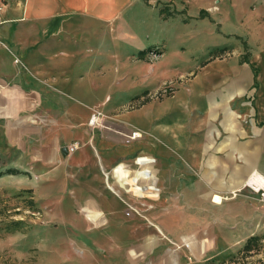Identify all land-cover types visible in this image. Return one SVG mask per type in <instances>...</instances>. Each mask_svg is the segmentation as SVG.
<instances>
[{
	"label": "crops",
	"instance_id": "1",
	"mask_svg": "<svg viewBox=\"0 0 264 264\" xmlns=\"http://www.w3.org/2000/svg\"><path fill=\"white\" fill-rule=\"evenodd\" d=\"M222 2L198 6V41L185 55L181 38L166 50L165 36L149 32L156 17L141 0H0V140L30 157L37 181L66 186L64 208L56 200L53 213L70 230L134 227L121 220L135 214L126 195L152 200L150 182L165 186L154 201L169 190L162 154L176 159L178 183L190 179L177 198L197 214L222 208L244 186L264 191V5L260 20L248 22L250 37L214 19ZM140 4L141 19L128 12ZM94 109L104 118L93 142ZM73 141L80 148L64 153ZM137 164L146 171L126 169Z\"/></svg>",
	"mask_w": 264,
	"mask_h": 264
},
{
	"label": "rangeland",
	"instance_id": "2",
	"mask_svg": "<svg viewBox=\"0 0 264 264\" xmlns=\"http://www.w3.org/2000/svg\"><path fill=\"white\" fill-rule=\"evenodd\" d=\"M203 1L141 0L144 6H152L151 16L156 17L155 21L152 20L149 32L165 36L163 46L166 50H173L175 39L181 38L184 53L189 54L198 41L193 35L197 32L194 21L198 17V6H202ZM263 5L264 0H232V3L224 0L220 4L221 11L215 13L213 18L219 20L222 17L220 22L223 26L229 29L241 27L252 37L248 22L260 20ZM164 6L178 13L162 20L158 17V9ZM130 11L140 19L147 14L141 4L133 5ZM202 28V34H206V25ZM156 49L159 50L154 48L152 51ZM17 64H20L19 60ZM171 91L172 88L167 84L161 94L169 95ZM95 111L100 112L94 109L91 115ZM101 116L104 118L103 114ZM88 127L92 130L89 139L94 142L96 131L93 132V128H97V125ZM75 144L79 149L80 144L75 141L64 147L68 152L67 148ZM20 151L15 145L0 140V264H129L127 256L133 254V264H221L235 256L251 236H262L261 247L233 264H264V191L255 193L244 186L234 194L236 196L233 199L224 202L222 208L211 207L208 214H197L198 211L192 209L191 201L177 198L186 188L190 189V179L182 178L184 183H178L175 179L178 172L176 159L162 154L159 161L171 171L169 190L154 201L159 197L156 193L165 190V186L150 182L146 192L150 193L149 198L152 200L126 195L128 202L135 206V214L124 216L121 220L134 227L123 226L120 232L115 233L112 222H108L99 228L102 232L97 228L81 232L78 227L72 231L67 226L71 223L68 219L65 221L64 215L56 216L53 213L56 200L59 201L60 209L64 208L62 198L66 186L62 182L47 185L37 181L30 167V157ZM138 160L143 159L136 157L131 162ZM69 161L68 168L75 166ZM77 168H69V171L81 172ZM126 169L136 174L146 171L138 164L129 165ZM140 193L145 192L137 189V194ZM65 200L69 201L68 198ZM75 205L80 208L78 203ZM108 220L112 221V218ZM74 221L73 224H80L79 217ZM12 222H19V225L15 226ZM258 222L261 225L256 228ZM85 241L90 243L88 249H94L90 260L89 255L86 256Z\"/></svg>",
	"mask_w": 264,
	"mask_h": 264
},
{
	"label": "trees",
	"instance_id": "3",
	"mask_svg": "<svg viewBox=\"0 0 264 264\" xmlns=\"http://www.w3.org/2000/svg\"><path fill=\"white\" fill-rule=\"evenodd\" d=\"M159 13L163 19H168L170 17H174L175 14H177L178 12L170 11V10H168L167 6H164V8H159ZM157 51L158 50H156V53H157ZM223 51H224V49L217 50L214 52L213 56H216L218 53L223 52ZM12 224L16 226V225H19V222H12ZM261 241H262V236H251V237H249L246 240L244 246L237 252V254L235 256L230 257L227 261H225V260L222 261L221 264H233L238 259L245 257L246 255H249L254 250L258 251L259 248L261 247V244H260ZM207 264H213V263L209 262Z\"/></svg>",
	"mask_w": 264,
	"mask_h": 264
},
{
	"label": "built area",
	"instance_id": "4",
	"mask_svg": "<svg viewBox=\"0 0 264 264\" xmlns=\"http://www.w3.org/2000/svg\"><path fill=\"white\" fill-rule=\"evenodd\" d=\"M1 45H2V44L0 43V46H1ZM17 62H18V60H15V63H17ZM94 115H97V118L93 121V116H94ZM101 115H102V114H101L100 112H96V111H95V113L92 114L91 117H90V119H89V125H90V126L101 125V118H102ZM77 147H78L77 144L69 146V147L67 148V149H68V152H69V153H72V152L76 151V148H77Z\"/></svg>",
	"mask_w": 264,
	"mask_h": 264
},
{
	"label": "bare ground",
	"instance_id": "5",
	"mask_svg": "<svg viewBox=\"0 0 264 264\" xmlns=\"http://www.w3.org/2000/svg\"><path fill=\"white\" fill-rule=\"evenodd\" d=\"M76 149H78V147L76 148ZM75 152V151H74ZM73 153V152H72ZM250 185V184H249ZM252 186V185H251ZM254 186V185H253ZM250 187V186H249ZM254 188V187H253ZM256 191H260V189L258 188V187H256V189H255Z\"/></svg>",
	"mask_w": 264,
	"mask_h": 264
},
{
	"label": "water",
	"instance_id": "6",
	"mask_svg": "<svg viewBox=\"0 0 264 264\" xmlns=\"http://www.w3.org/2000/svg\"><path fill=\"white\" fill-rule=\"evenodd\" d=\"M67 150H64L63 152L66 153Z\"/></svg>",
	"mask_w": 264,
	"mask_h": 264
}]
</instances>
